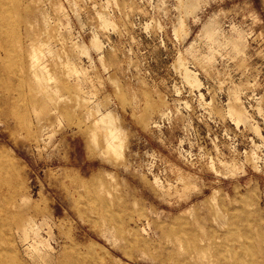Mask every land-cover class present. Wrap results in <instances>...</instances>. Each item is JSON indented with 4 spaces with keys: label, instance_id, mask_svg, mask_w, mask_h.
Returning a JSON list of instances; mask_svg holds the SVG:
<instances>
[{
    "label": "rangeland",
    "instance_id": "374dc122",
    "mask_svg": "<svg viewBox=\"0 0 264 264\" xmlns=\"http://www.w3.org/2000/svg\"><path fill=\"white\" fill-rule=\"evenodd\" d=\"M0 264H264V0H0Z\"/></svg>",
    "mask_w": 264,
    "mask_h": 264
},
{
    "label": "bare ground",
    "instance_id": "6f19581e",
    "mask_svg": "<svg viewBox=\"0 0 264 264\" xmlns=\"http://www.w3.org/2000/svg\"><path fill=\"white\" fill-rule=\"evenodd\" d=\"M187 69V68H186ZM109 124V123H108Z\"/></svg>",
    "mask_w": 264,
    "mask_h": 264
}]
</instances>
